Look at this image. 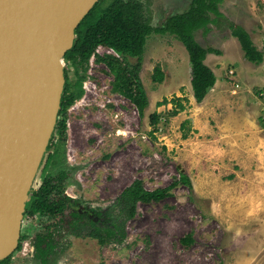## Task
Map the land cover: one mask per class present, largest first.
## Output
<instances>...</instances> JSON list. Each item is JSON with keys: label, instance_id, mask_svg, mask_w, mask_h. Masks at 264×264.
Listing matches in <instances>:
<instances>
[{"label": "rangeland", "instance_id": "1", "mask_svg": "<svg viewBox=\"0 0 264 264\" xmlns=\"http://www.w3.org/2000/svg\"><path fill=\"white\" fill-rule=\"evenodd\" d=\"M113 1L101 0L96 9ZM140 1L153 27L187 11L191 2ZM220 10L222 17L211 15L215 22L207 34L202 29L194 33L201 45L223 53L210 54L206 63L218 81L202 103L193 97L188 53L175 35L152 33L147 38L139 73L148 97L143 115L112 90L114 76L98 61L118 57L113 50L103 45L85 71L78 69L84 92L63 116L66 142L49 160L45 174L65 171V193L96 210L108 206L135 179L154 190L185 173L192 189L180 183L160 201L139 203L120 243L101 246L88 236L61 232L49 264H264V61H247L229 28L230 21L244 27L264 53V1L224 0ZM156 66L164 73L161 83L152 79ZM64 68L72 90L76 67L64 61ZM173 96L184 98L187 107L170 116L171 104L157 107V102ZM154 112L161 114L155 127L150 125ZM193 112L200 132L192 118L181 129ZM37 224L35 216L23 217L20 236L26 238L9 264H39L31 252L24 254Z\"/></svg>", "mask_w": 264, "mask_h": 264}, {"label": "trees", "instance_id": "2", "mask_svg": "<svg viewBox=\"0 0 264 264\" xmlns=\"http://www.w3.org/2000/svg\"><path fill=\"white\" fill-rule=\"evenodd\" d=\"M100 1L76 28L73 47L64 56L66 64L76 67L77 79L71 90L67 70L64 68L65 85L57 123L47 146L40 176L31 190L23 214V217L36 216L40 228L33 241L34 258L39 264H49L60 245L61 232L88 236L96 239L101 246L120 243L126 239L127 222L135 216L139 203L160 201L180 183L192 189L191 180L185 173L180 174L178 179L173 180L166 187L154 190L146 189L141 180L135 179L119 193L103 213L100 210L96 212L99 220L95 222L87 214L80 213L74 200L64 194L62 183L67 177L65 171H60L57 175L43 174L49 159L54 153H59L66 142V122L63 116L84 92L82 88L84 76L78 69L86 70L97 46L104 45L118 55V57L113 55L98 57V61L104 62L114 76L112 90L132 102L140 115L144 114L148 106V97L139 73L146 41L152 33L175 35L184 45L190 62L193 97L197 103L204 100L217 80L214 71L205 60L208 54L220 55L221 51L212 46L201 45L195 39L194 33L200 29L203 34L209 32V24L214 23L215 18L223 16L219 10V4L223 0H192L187 11L170 16L158 27L150 24L140 0H114L106 8L98 10L96 7ZM212 14L215 18L211 16ZM229 28L231 35L238 40L244 58L255 65L263 63L264 53L253 43L249 32L232 21L229 23ZM152 79L157 83L163 81L164 73L160 66L154 68ZM168 104L172 106L167 111L170 116L177 115L187 107L184 98L178 96L163 98L157 102V107ZM160 121L159 112L151 114L150 125L155 127ZM190 122L191 118L185 119L181 123V129L185 130ZM182 137L186 138V133ZM102 216L103 220L100 219ZM25 237L26 235L22 233L17 250L20 249ZM181 241L189 244L191 239L183 238ZM11 258L12 255L0 260V264H9Z\"/></svg>", "mask_w": 264, "mask_h": 264}, {"label": "water", "instance_id": "3", "mask_svg": "<svg viewBox=\"0 0 264 264\" xmlns=\"http://www.w3.org/2000/svg\"><path fill=\"white\" fill-rule=\"evenodd\" d=\"M99 0H0V260L17 248L55 130L64 56Z\"/></svg>", "mask_w": 264, "mask_h": 264}, {"label": "flooded vegetation", "instance_id": "4", "mask_svg": "<svg viewBox=\"0 0 264 264\" xmlns=\"http://www.w3.org/2000/svg\"><path fill=\"white\" fill-rule=\"evenodd\" d=\"M192 1V0H191ZM224 1V0H223ZM222 1V2H223ZM190 4H191V2H190ZM220 4H222V3H220ZM220 4H219V10H220ZM49 160H51V159H49ZM49 162V161H48ZM48 162H47V164L45 165V169H44V175H48V174H45V172H46V168L48 167ZM60 173V172H59ZM58 174V173H57ZM57 174H55V175H57ZM67 174V173H66ZM51 175H53V174H51ZM67 178V177H66ZM66 180V179H65ZM64 180V181H65ZM64 183V182H63ZM63 183H62V185H63ZM63 192H64V194L65 195H67L66 193H65V191H64V189H63ZM68 196V195H67ZM68 197H70V196H68ZM71 199H73L72 197H70ZM74 200V202L77 204V206H78V211L80 212V213H83V214H87L90 218H92L95 222H98V220H99V217H98V215L96 214V212L97 211H99L100 210V212L101 213H103V210L107 207H105L104 209H94V208H91V207H86V206H82L77 200H75V199H73ZM112 203V202H111ZM110 203V204H111ZM109 204V205H110ZM29 215H26L25 217H28ZM32 217V216H31ZM36 217V216H35ZM100 219H102L103 220V216L100 218ZM23 222V221H22ZM37 226L39 227V225L37 224ZM38 230H40V228L38 229ZM38 232V231H37ZM36 232V233H37ZM35 233V234H36ZM70 235H72V234H70ZM26 238V237H25ZM24 238V239H25ZM34 238H35V235H34ZM34 238H33V241H34ZM23 239V240H24ZM19 240H20V238H19ZM23 240H22V242H23ZM19 244V243H18ZM21 245H22V243H21ZM18 247V246H17ZM24 250H26V251H24V254L26 255L28 252H31L32 254H33V257H34V254H35V248H34V245H33V243L31 244L30 242H27L26 244H25V246H24ZM17 251V248H16V250L14 251V252H16ZM13 252V253H14ZM34 252V253H33ZM12 253V254H13ZM11 254V255H12Z\"/></svg>", "mask_w": 264, "mask_h": 264}, {"label": "built area", "instance_id": "5", "mask_svg": "<svg viewBox=\"0 0 264 264\" xmlns=\"http://www.w3.org/2000/svg\"><path fill=\"white\" fill-rule=\"evenodd\" d=\"M263 1H264V0H263ZM261 45L264 47V34L261 35ZM262 46H260V48H262ZM102 48H103V45H99V46H97V48H96L94 54L97 53V52H99V50L102 49ZM109 49H110V48H109ZM111 50H112V49H111ZM261 51H263V50L261 49ZM115 53H116V52H115ZM94 54H93V55H94ZM93 55H92V56H93ZM92 56H91V57H92ZM234 73H235L234 70H232V69L229 70V74H230V75H234ZM235 87H238V84H235ZM232 92L235 93L236 90H233ZM261 120H262V123L264 124V107L262 108Z\"/></svg>", "mask_w": 264, "mask_h": 264}, {"label": "crops", "instance_id": "6", "mask_svg": "<svg viewBox=\"0 0 264 264\" xmlns=\"http://www.w3.org/2000/svg\"><path fill=\"white\" fill-rule=\"evenodd\" d=\"M221 11V10H220ZM223 12V11H222ZM224 13V12H223ZM250 34V33H249ZM251 35V34H250ZM251 38H252V36H251ZM220 50V49H219ZM221 51V50H220ZM222 51H221V56H222ZM220 55H218V56H220ZM209 57H210V54H208L207 55V58H206V60H205V62L207 63V61H208V59H209ZM212 70L214 71V69L212 68ZM217 81L218 80H216V83H215V85H214V87H216V85H217ZM215 89V88H214ZM203 102V101H202ZM201 102V103H202ZM192 104V103H191ZM190 118H192V122H193V128L197 131V132H200V129H199V127H198V123H197V121H198V116H195V114H194V112L192 113V114H190Z\"/></svg>", "mask_w": 264, "mask_h": 264}]
</instances>
